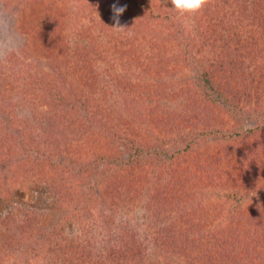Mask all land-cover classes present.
I'll return each instance as SVG.
<instances>
[{
	"label": "rangeland",
	"instance_id": "1",
	"mask_svg": "<svg viewBox=\"0 0 264 264\" xmlns=\"http://www.w3.org/2000/svg\"><path fill=\"white\" fill-rule=\"evenodd\" d=\"M113 5L125 8L119 16L120 26L126 28L123 32L112 28L115 26ZM219 5L220 13L211 16V12H207L208 25L214 24L218 16L225 20L222 14L226 6ZM225 10L233 11L228 7ZM230 16L226 20L237 22ZM194 18V14L174 10L170 0H0V141L4 142L1 145L9 147L6 151L1 149V154L8 153V156L0 154V264H116V258L104 256V248L116 243V232L123 228L128 233L133 231L139 245L133 262L124 264H164L162 248L165 245L159 247L160 242L150 239L158 230L170 226L187 236L197 227L205 229L203 226L207 223L217 225L219 212L236 209L239 204L245 207L248 199L260 198L253 195L256 185L240 184V181L247 182L242 177L252 176L262 182L264 189V131L260 135L247 132L250 135L242 140L239 148L247 159L234 158L233 161L227 160L222 151L217 152L221 141L208 135L200 136L205 127L200 126L196 131L191 127L186 130L177 127L180 120L191 115L187 109L189 98H198L201 94L195 71L199 61H194L193 57L202 60L205 66L207 60L223 57L222 62L214 66L217 77L225 72L226 61L234 58L233 53L228 55L231 51L225 42L216 47L206 45L203 34L206 20L201 24L204 28L200 29L201 25ZM243 32L244 29L239 30V36H243ZM189 35L195 36L197 48L187 47ZM261 44L259 41L254 59L242 58L245 74L246 66L252 64L248 70L255 75L250 85L256 97L251 102L240 101L243 107L240 122L223 114V108L219 113L218 108L216 130L240 132L253 130L257 124L264 125V47ZM196 51H201L202 56ZM86 52L89 54L85 58ZM190 54L193 57L188 61ZM75 68L91 75L95 89L90 91L89 79L83 84L84 88L93 98H99L115 118H121L124 138L132 139L134 145L154 143V149L147 150L155 151L154 159H158L155 168L142 172L133 169L129 176L121 173L120 178L136 186L130 185L131 196L120 191L107 200L103 192L79 180V162L106 166L108 160L101 156L111 154V145L125 146V142L106 140L98 128L99 123L94 122H100V117L93 119L85 107L78 108L73 118L56 115L57 110H65V106L60 99H55L52 88L68 83ZM59 103L61 107H57ZM200 106L208 109V106ZM188 137L195 143H188L186 147L182 142L187 144ZM164 139L166 143L155 147ZM39 143L42 145L38 146ZM51 143L53 146L64 144L61 146L64 150L53 152L49 147ZM143 148L146 151V147ZM181 148L186 152L176 155L175 159L185 162V171L193 184L213 178L226 185L221 186L222 189L213 186L206 190V207L198 209V213L193 209H187L192 211L187 214L175 213L169 206L154 209L153 204L159 201L149 194L158 184L159 195L179 193L172 188L174 181L169 169L157 167L163 159L166 160L164 165L169 166L172 163L168 161L169 155ZM119 157L113 162L122 167L128 153ZM29 159L30 165L23 166ZM48 161L60 162L65 168L50 167ZM118 166H111L110 170ZM176 168L181 171L183 166L180 169L177 164ZM117 171L115 173L120 172ZM115 180L112 188L116 187ZM186 185L189 189L182 194L185 197L190 194L191 183ZM236 189L242 192L241 200L231 198ZM98 193L101 200L95 199L98 201L85 211L84 196L99 198ZM107 201L111 205H107ZM259 201L252 212L260 216L255 230L262 233L263 192ZM105 217L110 219L104 221ZM23 220L33 222L26 232ZM229 225L227 223L225 231V224L219 231L208 227L213 235L205 234L209 240L201 249L209 250L205 253L209 254L207 259L211 263L223 245V240L217 237L221 239ZM263 239L259 236L257 240ZM176 244L169 249L177 247Z\"/></svg>",
	"mask_w": 264,
	"mask_h": 264
},
{
	"label": "trees",
	"instance_id": "2",
	"mask_svg": "<svg viewBox=\"0 0 264 264\" xmlns=\"http://www.w3.org/2000/svg\"><path fill=\"white\" fill-rule=\"evenodd\" d=\"M221 3H223L222 7L226 6L228 8H231L233 11L226 12V7L223 8L224 14L222 15L226 17L225 20H221V17L218 16L214 20V24L210 23L208 25L205 17L207 15V12H211V16L212 14L220 13L221 7H219V4ZM194 16V20L197 21L199 26L206 20V31L203 29V34H205L204 43H207L206 45H209L211 47H216L217 45H221L222 42H225V45H227V49L231 51V53H228V55L233 53L234 58L230 61L225 60L227 64L226 69L224 70L225 72L220 73V76L217 77L215 76V74L217 73L215 72L214 66L217 63L222 62V60L224 59L223 57L218 56L207 60V65L205 66L202 63V60H199V58H195V56L193 57V54H190L188 61H191L192 57L194 61H199L198 65L195 68V71L197 77V86L199 87V91L201 92V94L198 98H189L190 101L187 109L191 111L189 113L191 115L188 114L189 116L187 115L188 117H185L183 121L180 120L181 123L177 127L181 130H186L188 129V127H191L192 131H196V128L200 129V126L205 127V129L202 130L203 133L200 136L205 137V135H208V138L212 136L216 140L221 141L219 142L220 146L218 147L220 149H218L219 151L217 150V152L222 151L221 153L226 155L227 160L231 159L234 161V158L237 160L243 159L245 157L247 159V155L244 153V151L239 150L240 146L243 145L242 140L248 137L247 135H250V133L247 132L260 135L264 131V125L262 126L257 124V126L253 130H245L240 132H226L224 130H216L215 123H217L216 121L219 116V114H217L216 112L217 109L220 108L218 109L220 110V113L221 108H223V114L234 118L236 122H240V112L243 108L240 105V101H244L245 99L246 102L248 100H250L251 102V100L256 97V92L251 89L250 85L251 83H254L255 75L253 74L252 76L253 71L248 70L252 64L250 63L248 66H246L247 72L245 74V68L242 58H247L249 60L250 58L254 59V53L256 52L255 49L259 47V41H262L261 46L264 47V0H221V2H219V0H209V3L202 10L195 13ZM229 16L232 19L237 20V22L234 23L231 20H226L229 18ZM158 17L160 18L161 16L158 15ZM207 19L211 20V18ZM244 26H248V28L245 29L243 28ZM199 28L201 29L204 27L203 25H201ZM241 29H244L243 36H239L238 34V31ZM194 41V35H189V37H186V42L188 43L187 47L192 49L197 48ZM76 44L77 41L75 42V45ZM91 45L92 41L89 46ZM87 54L89 53L86 52L85 58L88 56ZM196 54L202 56L201 51H196ZM185 56L187 55H183V57ZM183 60H185V58L182 59V62ZM228 69L230 70L229 72ZM75 70L76 71H74V75L71 80L68 81V83L66 82L67 84L65 82H62V85H60L59 87L54 86L52 88L54 94L56 95L55 99H60V101L63 102L65 106V110L58 109L57 113L56 110H54L56 115L59 117L67 116L68 118H73L75 113L77 114L78 108L85 107V109L90 114V117H93V119L100 117V122H97V120H95L94 122L99 123L98 128L102 130L103 137L106 138V140H123L122 144L125 142V146H119V144L111 145V150H109L111 151V154L109 155L108 153V156H101V158L106 159V162L108 160L106 166H100V164H84L79 162V166L81 169V171L79 172V180H81L84 185L94 187V189L97 188L96 190H98V192L99 190L100 192H103L104 196L107 195V200H110L109 197L114 196V194L116 195V193L120 191L124 192L126 196H131L132 192L129 190L131 187L130 185H132L133 188H136V186L127 182L125 178H120L121 173L126 172L129 176L134 171L133 169H140V171L142 172L144 170L148 171L150 168H155V162L158 161V159H154L155 151L148 152L149 150H147V148L150 149L151 147L154 149V143L151 144V141H149V143H142L143 146L146 147L145 151L142 144L134 145V141L132 139L124 138V123H120V121H122L121 118H115V115L109 112L106 106L101 104L102 101L99 98H93L91 95H89V90L84 88L83 84L87 83L86 79L90 80L91 75L87 76L86 72L82 74L78 72L76 68ZM90 70L91 68L88 71ZM59 79L63 80L62 77H59ZM89 85L90 91L95 89V83L92 80H90ZM241 96H244L245 98L241 99ZM49 97L50 99H52V94L51 96L49 95ZM201 98L202 100H200ZM199 100L200 104L197 103ZM200 105L208 106L206 107L208 109L205 110ZM58 106L61 107L60 103L57 105V107ZM108 123H111V126L108 125ZM215 139H213L212 141L214 142ZM186 140L187 144L185 142H182L186 147H188L190 144L195 143V140H193L191 137L186 138ZM162 142L164 144L167 141L164 139L159 142V144ZM1 144H4V142L0 141V154L1 149L4 151L9 149L8 146L6 148V146ZM41 145L42 144L39 143L38 146ZM63 145L64 144H62L61 146ZM161 145L162 144H160V146L155 144V147H161ZM61 146L60 143H57V145L54 146L53 143L49 144V147H51V149L54 150L53 152L55 153L62 152L64 150L61 149ZM118 147H120V149L123 148L124 151H118ZM234 149H236L237 151H235ZM66 150L67 149H65V151ZM125 152L128 153V157L124 160V163H122V167L118 166V164L113 161L119 160V156L123 155ZM183 152H186V149L181 148L179 150L177 149L176 151H173L172 154H170L168 157V161L172 162L169 166H167L166 164L164 165V162L166 161L165 159L159 162L157 168L160 169L165 166L169 169L168 172L171 173L174 181V183H172V188L179 193L176 195L172 192H168L167 195H159L161 192V190L158 189L160 184H158V186H153L149 190V194H153L152 196H154V198L159 201L158 204H153L155 205L154 209H167V207L169 206L175 209V213L182 212V214H187L192 212L191 210L187 209H193L198 213V209L203 210L204 207H206V190L211 189L213 186H226L221 181V183L215 182L213 178L211 179L209 177L208 179L211 180L206 179L205 181L196 182L197 184H193L190 179H188L189 174L187 173V171H185V162H180V160L175 159L176 155L179 156L180 154H183ZM1 155L8 156V153ZM26 161L22 163V165L25 167L27 165H30L31 159H29L27 162ZM43 161L46 162V160ZM48 164L50 167H54L55 169L65 168V165L61 164L60 162L48 161ZM177 164L180 169L181 166H183L181 171H177ZM111 166L118 167L116 168V170L111 171ZM117 170H120V172L115 173ZM11 172H13V170H11ZM243 175L244 174H242V176ZM251 177L252 176L242 177L247 182L240 181V184L245 183L246 185H256V188H253V191L255 193L253 195H259L260 198L256 200H253L252 198L248 199L247 202H244L245 207L243 206V204H239L236 209L219 212L218 217L220 220L216 222L217 225H211L210 223H207L205 226H203L205 229H203L202 227H197L195 229V226L193 224L195 232L191 233V231H189L186 234L187 236H185V234L183 236L182 234L180 235V233L176 229L173 230V228L169 226L168 228L158 230L157 235H153L152 237H150L151 240L160 242L159 247L165 245V247L162 248V253L165 257L164 264H264V239L257 240L259 236L264 238V232L261 233V231L255 230L257 224L260 221V216L256 217V215H254V213L252 212V210L257 209V204L259 202L261 203V201L259 200L262 199V192L264 196V189L261 186L262 182L260 183V181H256ZM113 180H115V188H112ZM159 180H161V178ZM238 181L239 179H237L236 182L238 183ZM186 183H191V188L189 190L190 194L185 197L182 194H185L186 190L189 189ZM164 192L167 191L164 190ZM198 194L200 195L199 197H197ZM231 195V198H233L232 200H241L242 198V192L237 189ZM96 196H100V193H98ZM84 198L86 201L83 202L82 206L84 207V209L86 207L85 211H87V208L91 203L101 200V196L99 198H93L92 195H89L88 197L84 196ZM106 204L108 205L110 204V202L108 203L107 201ZM109 219L110 217H105L104 221ZM26 222L27 221L23 220V229L25 230L24 232H26L28 229H31L33 224V222L30 221L27 223ZM246 222H248V225L245 224ZM227 223L228 225L230 224L227 229L228 231L226 230L227 233H225V235L221 239L217 237V239L223 240L221 251L216 252V258H214V261H212L211 263V260L207 259L209 254L207 255L205 253V251L209 250L207 248H204L203 250L201 249L202 246L204 247V245L207 243V240H209L208 238H205V236H208L205 234L209 233L212 237L213 234H211L210 229H208V227L210 226L212 227V229H214V231H219L220 227L224 226L225 224V228L223 229V231H225ZM123 229L121 231L117 230L116 232L117 238L115 239V246L112 245V247L110 248H104L106 252L104 256L109 255V259L116 258V264L133 262V257L137 253V247L139 246L137 245V236H134L132 234L133 231L128 233ZM250 232L251 235H249ZM111 236L112 234H110V237ZM175 244L177 245V247L170 250L169 248L173 247Z\"/></svg>",
	"mask_w": 264,
	"mask_h": 264
},
{
	"label": "clouds",
	"instance_id": "3",
	"mask_svg": "<svg viewBox=\"0 0 264 264\" xmlns=\"http://www.w3.org/2000/svg\"><path fill=\"white\" fill-rule=\"evenodd\" d=\"M173 9L180 13L195 14L202 10L208 3L209 0H170ZM125 11L123 7H117L113 5V20L115 26L112 27L117 32H123L126 28H123L119 24V16Z\"/></svg>",
	"mask_w": 264,
	"mask_h": 264
}]
</instances>
